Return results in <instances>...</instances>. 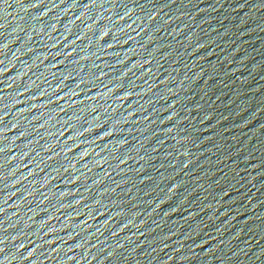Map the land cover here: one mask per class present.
Returning <instances> with one entry per match:
<instances>
[{
    "label": "water",
    "instance_id": "obj_1",
    "mask_svg": "<svg viewBox=\"0 0 264 264\" xmlns=\"http://www.w3.org/2000/svg\"><path fill=\"white\" fill-rule=\"evenodd\" d=\"M37 2L0 4V261L264 264V0Z\"/></svg>",
    "mask_w": 264,
    "mask_h": 264
},
{
    "label": "snow or ice",
    "instance_id": "obj_2",
    "mask_svg": "<svg viewBox=\"0 0 264 264\" xmlns=\"http://www.w3.org/2000/svg\"><path fill=\"white\" fill-rule=\"evenodd\" d=\"M42 2V0H38V2L37 3H35V4H32V5H30V7H37V6H39V3H41ZM96 2H97V0H90V5H94V4H96ZM60 3H64V0H60ZM76 3H77V0H73V6H75L76 5ZM0 4H8V0H0ZM102 4H103V0H101V6H102ZM90 5H85V8L87 9ZM54 7H57L58 5H53ZM48 13H47V11H45L44 13H42V15H47ZM85 15V12H81V17H83ZM126 15H128V13H126ZM109 19H110V17H109ZM149 19H151V17H149ZM95 26H96V24H95V22L93 23V24H91V25H89L88 26V28H89V30H93L94 28H95ZM4 27V25L3 24H0V28H3ZM115 27V25H113V28ZM55 28H56V26L55 25H53V27H52V29H51V31H55ZM112 31V28H107V29H101V34H100V37L98 38V41L99 40H102L105 36H107L108 35V33L109 32H111ZM65 39H67V37H65ZM76 43V41L75 40H73V41H71L70 42V44L71 45H74ZM4 47H7V45L5 44V45H0V49H2V48H4ZM108 47H112V45L110 44V45H108ZM75 51V49H73V52ZM73 52H69V53H67V55L68 56H71L72 54H73ZM0 54H2V51H0ZM0 63H2V61H0ZM61 63H63V61H61ZM133 67H135V65H133ZM4 71H7V69H5ZM3 74V72H0V75H2ZM70 75V74H69ZM103 75V74H102ZM68 77H65V79H67ZM0 83H3V81H0ZM61 85H63V84H59V85H57V89H60V88H63V87H61ZM7 87H11V85H7ZM119 87V86H118ZM20 95H22L23 93H19ZM45 93H43V92H41L40 93V95H44ZM76 93H73V95H75ZM98 97H92V99H97ZM3 99V96H0V100H2ZM58 99H63V97H59ZM122 99H123V97H122ZM32 107H35V105H33ZM21 112H23V109H21ZM0 120H3V116H0ZM117 123H119V122H117ZM6 130L7 129H4V128H0V137H2V134L4 133V132H6ZM86 131H91V129H86ZM113 131H114V129L113 130H110V131H108V132H106V133H104V135H106V136H111L112 134H113ZM83 133H81V135H82ZM22 135H24V133L22 132L21 133V136ZM61 135H63V133H61ZM19 137H14L13 139L15 140V139H18ZM124 143H127V141H121V144H124ZM5 149L4 148H0V152H3ZM68 151H71V149H68ZM85 153V152H84ZM84 153H82L81 155H82V157L83 156H87V155H84ZM0 166H2V165H0ZM15 171V169L13 170V172ZM30 175H31V173H30ZM3 177L2 176H0V179H2ZM26 179V178H25ZM76 179L78 180L79 179V177H76ZM16 183H19V181H16ZM29 195H31V194H29ZM62 197L63 196H65V195H67V193H61L60 194ZM76 203H79L80 202V200H77V201H75ZM5 211V209L4 208H0V212H4ZM50 219H51V217H50ZM129 223H131V221H129ZM51 231V230H50ZM51 243H55V241H51ZM21 247H24V245H21ZM77 247H82V245H78ZM3 251V249L2 248H0V252H2ZM29 257H31L32 255H33V252L32 251H29L28 252V254H27ZM73 259H75V257H73ZM0 264H4V262L3 261H0Z\"/></svg>",
    "mask_w": 264,
    "mask_h": 264
}]
</instances>
